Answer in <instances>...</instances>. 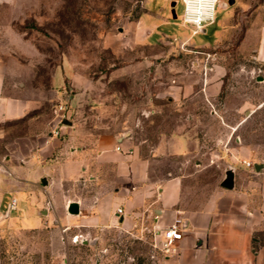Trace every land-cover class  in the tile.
<instances>
[{
	"label": "rangeland",
	"instance_id": "rangeland-1",
	"mask_svg": "<svg viewBox=\"0 0 264 264\" xmlns=\"http://www.w3.org/2000/svg\"><path fill=\"white\" fill-rule=\"evenodd\" d=\"M183 8V0H0L4 94L27 106L0 129V173L12 177L6 168L9 156L16 161L10 142L28 131L48 139L59 128L62 140L75 133L82 142L88 133L98 138L131 131L144 138L184 128L199 134L206 156L214 145L229 146L246 153L240 169L244 161L253 164L251 174L256 166L264 169V61L238 50L264 0H218L213 24L195 34L181 19ZM226 17L228 34L214 43ZM206 81L217 85L212 95L224 116L220 126L202 114L213 110L205 94L191 103L181 87L191 82L197 91ZM58 103L70 109L69 124L58 122ZM189 112L199 119L188 121ZM16 185L3 187L0 264H166L144 217L130 232L99 231L96 243L86 236L62 244L53 225L18 228L7 215Z\"/></svg>",
	"mask_w": 264,
	"mask_h": 264
},
{
	"label": "crops",
	"instance_id": "crops-1",
	"mask_svg": "<svg viewBox=\"0 0 264 264\" xmlns=\"http://www.w3.org/2000/svg\"><path fill=\"white\" fill-rule=\"evenodd\" d=\"M227 20L214 32V43L228 34L223 28ZM146 21L142 20L145 27ZM238 50L264 61V9L243 30ZM5 72L0 66V129L27 112L22 99L4 94ZM187 83L181 87L188 100L192 103L197 93H204L213 110L202 114L220 126L224 116L214 107L212 95L216 83L202 82L197 91ZM199 116L189 112L186 119ZM64 133L61 129L60 136L47 139L34 138L28 131L8 144L16 161L7 159L12 177L0 173V206L6 197L3 187L19 185L12 193L16 204L7 212L18 228L53 225L50 230L60 233L65 244L111 228L130 232L144 217L158 239L180 216L184 229L178 253L165 255L166 264H264V169L256 166L255 175L250 173L253 164L240 169L245 151L214 145L206 156L199 134L184 128L144 138L131 131L98 138L88 133L85 142L75 133L62 140ZM225 162L233 172L231 188L221 185L228 171L222 169ZM71 203L76 204L74 213L68 210Z\"/></svg>",
	"mask_w": 264,
	"mask_h": 264
},
{
	"label": "built area",
	"instance_id": "built-area-1",
	"mask_svg": "<svg viewBox=\"0 0 264 264\" xmlns=\"http://www.w3.org/2000/svg\"><path fill=\"white\" fill-rule=\"evenodd\" d=\"M218 0H183L184 8L181 19L184 23L193 27L192 32L195 34L215 19V9ZM58 122L64 125L71 114L70 109L63 103H58L54 109ZM54 136L61 135V128L55 129L52 132ZM51 135V136H52ZM117 149H120L117 146ZM246 166H251L249 161H244ZM16 198H12L10 206L14 207ZM118 213L122 212L121 208L117 209ZM184 229V222L182 217H175L174 220L162 229L158 235V248L166 255H176L178 253L177 242L182 239V232Z\"/></svg>",
	"mask_w": 264,
	"mask_h": 264
},
{
	"label": "water",
	"instance_id": "water-1",
	"mask_svg": "<svg viewBox=\"0 0 264 264\" xmlns=\"http://www.w3.org/2000/svg\"><path fill=\"white\" fill-rule=\"evenodd\" d=\"M174 3H175V2L173 1V2H172V5H174ZM173 15H174V14H173ZM65 123H66V124H69L70 121H65ZM221 185H222L223 187H226V188H231V187L233 186V172H232V170H228V171H226V173H225V177H224V179H223ZM68 210H69V212H72V213L76 212V211H77V209H76V204H75V203H71V204L69 205Z\"/></svg>",
	"mask_w": 264,
	"mask_h": 264
}]
</instances>
